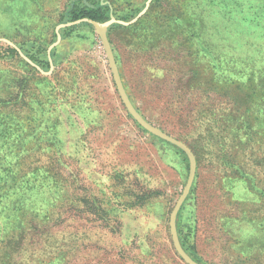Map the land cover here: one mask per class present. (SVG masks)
<instances>
[{
  "label": "rangeland",
  "instance_id": "374dc122",
  "mask_svg": "<svg viewBox=\"0 0 264 264\" xmlns=\"http://www.w3.org/2000/svg\"><path fill=\"white\" fill-rule=\"evenodd\" d=\"M147 1L0 0V264H185L168 223L187 157L127 113L92 25L57 42L73 8L129 22ZM107 35L136 110L195 156L188 252L264 264V244L233 248L223 230L230 217L264 218V0H152Z\"/></svg>",
  "mask_w": 264,
  "mask_h": 264
},
{
  "label": "water",
  "instance_id": "95a60500",
  "mask_svg": "<svg viewBox=\"0 0 264 264\" xmlns=\"http://www.w3.org/2000/svg\"><path fill=\"white\" fill-rule=\"evenodd\" d=\"M152 0H148L145 8L131 21L129 22H123V21H118L116 20L114 17H110V19L108 21L105 22H97V21H93L87 18H82L70 23H66V24H61L58 25L56 27V33H57V42L60 40V36L58 34V30L66 28V27H71L74 26L76 24H80V23H88L90 25H92L95 28V31L97 33V35L99 36V39L101 41V45L103 47L104 53H105V57L108 63V67L109 70L111 72V76H112V80L114 83V86L116 88V91L118 93V96L120 98L121 103L123 104L124 108L126 109L127 113L132 117V119L145 131H147L149 134L171 144L172 146L178 148L179 150H181L184 155L187 157L188 162H189V169H188V175H187V179L185 182V185L181 191V194L179 195L176 203L174 204L172 211L170 213L169 216V233H170V238H171V243L172 246L175 250V253L178 255V257L185 263V264H200L198 262H196L194 259H192L187 253L186 251L183 249L180 240H179V236H178V232H177V227H176V218H177V214L181 208V206L183 205V203L185 202L186 198L188 197L194 178H195V173H196V159L195 156L192 152V150L183 142L173 138L172 136L166 134L165 132H163L162 130L158 129L157 127L153 126L152 124H150L148 121H146L140 114L139 112L136 110V108L134 107V105L132 104L128 94L126 93V90L123 86L120 74H119V70H118V66L115 60V56H114V52L112 50L110 41L108 39L107 36V29L109 26L113 25V24H119L122 26H129L133 23H135L140 17H142L145 12L148 9V6L150 4ZM3 42L7 43L8 45H10L11 47H13L17 53L20 55V57L22 59H24L27 63H29L32 67H34L35 69H37L40 73L42 74H47L45 72H43L38 66H36L33 62H31L28 58H26L21 51L11 42L7 41V40H2Z\"/></svg>",
  "mask_w": 264,
  "mask_h": 264
},
{
  "label": "trees",
  "instance_id": "16d2710c",
  "mask_svg": "<svg viewBox=\"0 0 264 264\" xmlns=\"http://www.w3.org/2000/svg\"><path fill=\"white\" fill-rule=\"evenodd\" d=\"M106 9H104L103 7L101 6H97V5H92V6H89V5H84L83 7H81L80 9H77V8H73V10L71 11V14H72V19L73 20H79V19H82V18H87V19H90V20H93V21H97V22H104L108 19L107 15H106ZM67 28H63L62 30H66ZM108 36V35H107ZM11 55H15V56H18V53L15 51V49H13L12 47H8L6 49ZM39 49H36L35 51L38 52ZM29 59L32 60L34 63H38L37 60H35L32 56H29ZM20 61H22L25 66H29V64L27 62H25L22 58H20ZM31 67V66H29ZM31 69L38 73L35 68L31 67ZM52 102H56L55 100H50V104ZM68 103V101H67ZM51 115L56 118L57 116L55 115V111H51ZM51 119V122L47 124V126H44L43 127V130H47L46 133L48 134V140H46L45 142L48 144L54 140H56L54 138V134H52L50 131L53 130V127L56 126L55 122L53 123V119L50 117ZM1 127H0V140H4L5 137H7V132H6V129H5V125L4 123H0ZM39 128V127H38ZM36 139H37V136H35ZM157 138V137H156ZM159 139V138H158ZM161 140V139H160ZM163 141V140H162ZM165 142V141H163ZM167 143V142H165ZM169 144V143H167ZM170 146H172L171 144H169ZM173 148L177 149L179 152H181L183 155L184 153L179 150L178 148L172 146ZM48 148H51L50 146H48ZM5 162L4 159H2L0 161L1 163V169L2 168H5L6 171L8 172V168H9V164L7 163H3ZM6 164V166L4 165ZM5 166V167H3ZM3 169V170H5ZM36 170L38 171V166L37 167H30L28 169L29 172H36ZM34 173H32L33 175ZM193 188L191 187V190L190 192H192ZM250 191V190H249ZM189 196H190V193L188 195V197L186 198L185 202L183 203V205L181 206L178 214H177V218H176V227H177V232H178V236H179V240H180V243L183 247V249L186 251V253L192 258L194 259L196 262L200 263L196 258H194L187 250V248L185 247V240L187 239V236H188V226H184L181 227V213H182V210L184 209V206H185V203L186 201L189 199ZM247 214H241L240 216L238 217H230V218H227L226 222L224 223L223 225V230L224 232L226 233L227 236H229V238L232 240V246L233 248H242L246 251H251V250H254V248L258 245V244H264V218H261V219H253V218H249L248 216H246ZM242 217H247L250 222H257L258 223V226L257 228L253 231V232H250L249 234H244V235H241V236H238V237H234L232 235H230L226 230H225V225L228 221L230 220H238ZM183 224V223H182ZM186 230L183 234V231Z\"/></svg>",
  "mask_w": 264,
  "mask_h": 264
},
{
  "label": "crops",
  "instance_id": "0c3cea01",
  "mask_svg": "<svg viewBox=\"0 0 264 264\" xmlns=\"http://www.w3.org/2000/svg\"><path fill=\"white\" fill-rule=\"evenodd\" d=\"M258 226L257 222H250L247 217L230 220L225 225V230L232 236L238 237L253 232Z\"/></svg>",
  "mask_w": 264,
  "mask_h": 264
}]
</instances>
